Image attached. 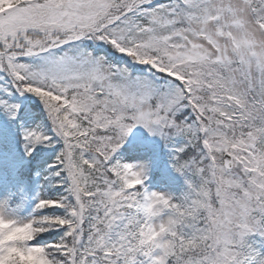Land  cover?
<instances>
[{
    "label": "snow or ice",
    "instance_id": "snow-or-ice-1",
    "mask_svg": "<svg viewBox=\"0 0 264 264\" xmlns=\"http://www.w3.org/2000/svg\"><path fill=\"white\" fill-rule=\"evenodd\" d=\"M0 264H264V0H0Z\"/></svg>",
    "mask_w": 264,
    "mask_h": 264
},
{
    "label": "trees",
    "instance_id": "trees-1",
    "mask_svg": "<svg viewBox=\"0 0 264 264\" xmlns=\"http://www.w3.org/2000/svg\"><path fill=\"white\" fill-rule=\"evenodd\" d=\"M180 182H181V181H180ZM181 184H182V182H181ZM172 186L174 187V190H179V188H180V186L177 185L176 183H174Z\"/></svg>",
    "mask_w": 264,
    "mask_h": 264
},
{
    "label": "rangeland",
    "instance_id": "rangeland-1",
    "mask_svg": "<svg viewBox=\"0 0 264 264\" xmlns=\"http://www.w3.org/2000/svg\"><path fill=\"white\" fill-rule=\"evenodd\" d=\"M174 179H175V182H177L178 184H179V181L182 182V180L179 176H175Z\"/></svg>",
    "mask_w": 264,
    "mask_h": 264
}]
</instances>
